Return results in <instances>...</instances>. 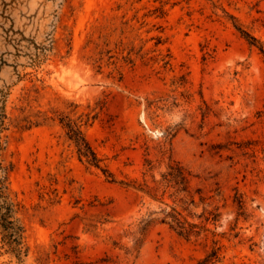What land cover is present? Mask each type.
Wrapping results in <instances>:
<instances>
[{"label": "rangeland", "instance_id": "374dc122", "mask_svg": "<svg viewBox=\"0 0 264 264\" xmlns=\"http://www.w3.org/2000/svg\"><path fill=\"white\" fill-rule=\"evenodd\" d=\"M260 45L264 0H0L3 156L31 247L0 264H204L216 247L209 264H264ZM64 115L116 180L79 157ZM175 161L203 189L194 211L219 207L198 237L141 229L164 204L136 186Z\"/></svg>", "mask_w": 264, "mask_h": 264}, {"label": "trees", "instance_id": "16d2710c", "mask_svg": "<svg viewBox=\"0 0 264 264\" xmlns=\"http://www.w3.org/2000/svg\"><path fill=\"white\" fill-rule=\"evenodd\" d=\"M239 29L241 27L238 26ZM250 43L256 44L258 39L249 31L241 29ZM264 52V46L260 45ZM33 62H39V55L33 58ZM0 254L9 253L23 263L30 254L31 247L27 241L26 227L21 217L23 204L15 196L11 186V172L14 169L12 163H7L3 151L6 147L3 132L12 124L11 116L7 111L9 92L0 91ZM52 116L44 114L43 118ZM60 122L66 129L68 137L77 148L79 157L88 163L102 168L111 180H116L115 174L107 165H103V159L87 138L83 124L68 115L60 116ZM20 124V123H18ZM193 173L183 163L175 161L168 169L161 173V178L155 179L156 185L150 186L147 182L135 185L140 190L149 194L153 199L161 201L164 206L160 210H154L148 218H145L141 229H146L153 222L160 221L169 225L185 237L200 236L209 230L208 223H216L220 212L218 206L204 207L200 213L194 211L193 206H198L196 194H200V200L205 202L202 187L194 188L192 184ZM170 199V200H168ZM240 206H244L242 198ZM211 203H207V206ZM157 213L158 215H153ZM200 218L197 221L195 218ZM193 218V219H191ZM214 234H216L213 231ZM220 247H216L207 255L204 264H209L219 257Z\"/></svg>", "mask_w": 264, "mask_h": 264}]
</instances>
